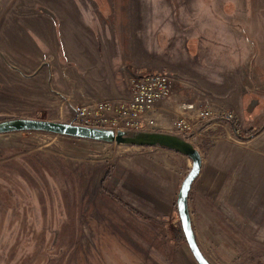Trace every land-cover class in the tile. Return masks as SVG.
Masks as SVG:
<instances>
[{"label": "rangeland", "instance_id": "1", "mask_svg": "<svg viewBox=\"0 0 264 264\" xmlns=\"http://www.w3.org/2000/svg\"><path fill=\"white\" fill-rule=\"evenodd\" d=\"M225 3L232 6L228 18L221 14ZM234 33L250 40V48L255 44L261 64L264 0H0V121L74 122L77 102L59 79L77 68L97 69L92 47L102 54L110 36L125 68L167 71L181 99L207 98L234 113V122L208 119L186 134L158 125L145 132L179 135L201 151L205 167L188 200L196 239L211 264H264V215L256 225L237 215L235 201L219 200L220 161L225 166L227 160L219 148L205 152L199 140L204 143L205 128L218 121L232 136L229 162L264 158V73L224 71L232 43L216 40ZM191 40L209 47L197 52ZM80 43L89 51L84 62ZM204 58L205 68L217 72L203 78L193 70ZM242 91L245 107H254L245 116L231 104ZM166 153L179 154L45 131L0 133V264H199L175 233L178 196L169 201L161 191L166 175L183 181L192 160L188 167L180 155L162 161Z\"/></svg>", "mask_w": 264, "mask_h": 264}, {"label": "crops", "instance_id": "2", "mask_svg": "<svg viewBox=\"0 0 264 264\" xmlns=\"http://www.w3.org/2000/svg\"><path fill=\"white\" fill-rule=\"evenodd\" d=\"M231 7L232 6L229 3L223 4L222 9L225 10V12H221V14L224 15L223 17H229L227 16V8L230 9ZM235 7L237 8V5ZM234 34L235 35L233 36H229L228 34L227 36L221 34L220 39L216 40L219 44L218 46H223L220 45L222 43V40H228L230 43H232V45L228 46L229 50L232 51L230 52V54H227L226 57H224V71L246 73L247 70H249V72L253 71L264 73V61L261 62V64L260 62L257 64L255 60V58H258L260 55L259 52L257 53L255 44L251 41L250 48V40H247L243 34L241 35V37H239L237 33ZM105 38L106 39L103 40L104 44L102 48V54L99 51L98 53L96 52V47H92L91 59H93V61L95 60V62L98 61L97 69L94 68V70L91 71H81L79 68H77L76 71H70L68 74L66 73L65 76L63 75V77L59 79L60 82L64 84L65 88L67 89V92L69 94L68 99H72L73 101L77 102L75 105L83 104L90 101L126 99L130 95L131 79L138 73H134L128 67L125 68V66L121 65V63L119 62V58H117L119 55H116L115 53V42H112L110 36H106ZM77 40L82 41L81 38H77ZM191 41L193 42L192 48H197V52H200L199 50L201 48H205V46H207L205 44H201L198 40ZM224 44L227 46L226 43ZM82 45L83 43H80L77 46V53L79 54L78 57L79 59L81 58L80 62H84V55L89 54V51L86 54L84 53ZM207 47H209V45ZM187 49L189 50V55H196L192 52V50L188 48V46ZM213 57L212 59L215 60V58ZM246 57L247 59H245ZM86 58H89V56ZM207 64L208 63L206 62V58H204L203 65L200 64L196 66V68L198 69L193 70L194 73L200 76L203 74L206 75V73L210 74V72H217V69L215 68H213L215 69L213 71L212 67L210 68L211 70L209 68H205ZM202 66H204L205 70H203L204 68H201ZM173 87L174 89L173 93L171 94V97L165 102V106L170 109H172V107L176 105L177 102L182 98L181 95H179L181 91L177 90V86L175 85V83ZM230 88H233L234 90L235 87L234 85H231ZM242 92L243 93L241 94L240 101H238L237 96V98H235L234 102H231V104H234L232 105V107L236 111L235 113H237V115L245 116V113H253L254 107H252L251 109L245 107L244 99L247 95V92ZM231 95L232 97L234 96L233 93H231ZM172 120L173 114L167 113V117H165L164 121H162L163 124L161 127H164L168 130H172ZM205 129H207V132H205L206 134L203 135L205 137V142L203 143V139L199 138L201 144L200 147L203 148L205 152L219 148V151L223 153L222 159L227 160L225 166H223L222 161H220V166L221 169H224V173L223 179H221L219 184V200L223 202L227 200L235 201V211L236 213L239 212V214L237 215H240L243 218L251 217L253 219V224L256 223V225H260V216L264 215V205L263 208H261L260 204L261 201L264 202V158L260 161L243 160L241 162H229L227 158L230 157L232 153H234V148L230 147L231 145L228 142L232 140L228 125L220 124V122L215 121L208 125ZM220 139L223 140V142H220ZM170 155H180V157H184L183 161L185 167L190 166V160H188V156L180 152L179 154L166 153L162 161L168 160L167 156L169 157ZM202 160L203 165L201 171L199 172L200 174L197 176V178L191 185L190 195L195 190V185L197 184V181L201 179L202 171L205 167V160ZM160 166L162 170L165 168V166L163 165ZM231 169L236 171L232 173L230 172ZM177 174L182 175V172L179 171ZM229 174H231L232 176L234 174L231 182L228 181ZM164 178L165 180L163 182L166 188L161 189V191L167 192L168 195L166 200L174 201L175 198H177L178 196V186H180L182 179L179 182H176L177 177L175 178L174 175H166ZM260 209L263 210V212H261Z\"/></svg>", "mask_w": 264, "mask_h": 264}, {"label": "built area", "instance_id": "3", "mask_svg": "<svg viewBox=\"0 0 264 264\" xmlns=\"http://www.w3.org/2000/svg\"><path fill=\"white\" fill-rule=\"evenodd\" d=\"M167 71L136 74L131 79L130 95L126 99L90 101L75 105V123L114 129L146 130L162 126L167 113L173 114L172 130L186 134L197 131L208 119L223 118L234 122L235 115L214 108L207 98L193 101L181 99L172 109L165 102L173 93V82Z\"/></svg>", "mask_w": 264, "mask_h": 264}, {"label": "water", "instance_id": "4", "mask_svg": "<svg viewBox=\"0 0 264 264\" xmlns=\"http://www.w3.org/2000/svg\"><path fill=\"white\" fill-rule=\"evenodd\" d=\"M15 131H45L70 137L90 139L117 144H130L139 146H161L176 150L192 160V167L182 181L178 192L177 207L186 236V241L199 264H211L202 252L196 239L194 227L192 226V215L190 213L189 195L191 185L200 174L203 160L201 151L195 145L176 134L158 131L114 129L111 127L88 126L75 122H62L48 119L17 117L0 121V133ZM134 135H132V134Z\"/></svg>", "mask_w": 264, "mask_h": 264}, {"label": "trees", "instance_id": "5", "mask_svg": "<svg viewBox=\"0 0 264 264\" xmlns=\"http://www.w3.org/2000/svg\"><path fill=\"white\" fill-rule=\"evenodd\" d=\"M73 138H76V137H73ZM79 139H80V138H79ZM109 175H111V174H110V171L108 170V171L106 172V174H105V176H104V178H103L102 180H106V178L110 177ZM181 225H182V223H181V220H180V225H178L179 228L175 231V233H176V235L178 236L179 239H184V240H186V239H185L186 236H185V233H184L183 228H182Z\"/></svg>", "mask_w": 264, "mask_h": 264}]
</instances>
